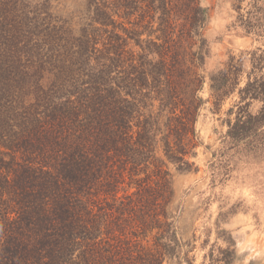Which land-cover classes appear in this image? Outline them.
Masks as SVG:
<instances>
[{
  "label": "trees",
  "instance_id": "trees-1",
  "mask_svg": "<svg viewBox=\"0 0 264 264\" xmlns=\"http://www.w3.org/2000/svg\"><path fill=\"white\" fill-rule=\"evenodd\" d=\"M52 1L0 0V264H191L172 170L197 171L208 10L82 0L73 23ZM230 27L252 47L209 76L210 99L237 89L226 137L264 149V0H234Z\"/></svg>",
  "mask_w": 264,
  "mask_h": 264
},
{
  "label": "rangeland",
  "instance_id": "rangeland-1",
  "mask_svg": "<svg viewBox=\"0 0 264 264\" xmlns=\"http://www.w3.org/2000/svg\"><path fill=\"white\" fill-rule=\"evenodd\" d=\"M200 2L209 12L204 31L209 52L199 70L205 79L199 95L205 103L196 125L200 144L189 158L197 171L179 174L172 170L176 234L190 245L191 264H217L211 255L222 257L219 251L229 246L234 251L233 264H264V149L250 143L232 145L226 137L227 120L234 121L235 114L228 115V111L238 101L237 89L215 107L209 88V76L228 55L250 49L252 41L230 27L234 0ZM51 11L77 23L84 3L55 0ZM244 83L245 75L238 88ZM258 109L257 102L249 107L252 113Z\"/></svg>",
  "mask_w": 264,
  "mask_h": 264
}]
</instances>
